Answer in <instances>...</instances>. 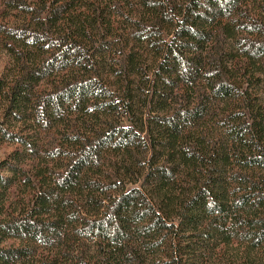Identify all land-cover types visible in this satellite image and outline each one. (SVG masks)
Returning a JSON list of instances; mask_svg holds the SVG:
<instances>
[{"label":"trees","instance_id":"obj_1","mask_svg":"<svg viewBox=\"0 0 264 264\" xmlns=\"http://www.w3.org/2000/svg\"><path fill=\"white\" fill-rule=\"evenodd\" d=\"M0 264H264V0H0Z\"/></svg>","mask_w":264,"mask_h":264},{"label":"rangeland","instance_id":"obj_2","mask_svg":"<svg viewBox=\"0 0 264 264\" xmlns=\"http://www.w3.org/2000/svg\"><path fill=\"white\" fill-rule=\"evenodd\" d=\"M7 62H8V56L2 49H0V74L5 68ZM0 157H1V149H0Z\"/></svg>","mask_w":264,"mask_h":264}]
</instances>
